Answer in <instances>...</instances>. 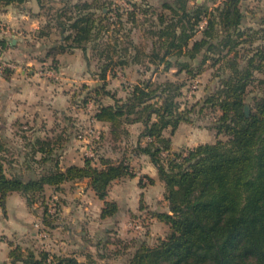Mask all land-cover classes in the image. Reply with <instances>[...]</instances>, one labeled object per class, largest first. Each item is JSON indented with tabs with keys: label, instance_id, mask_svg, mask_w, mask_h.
<instances>
[{
	"label": "trees",
	"instance_id": "16d2710c",
	"mask_svg": "<svg viewBox=\"0 0 264 264\" xmlns=\"http://www.w3.org/2000/svg\"><path fill=\"white\" fill-rule=\"evenodd\" d=\"M26 1L0 0V7ZM37 1L46 21L35 37L58 35L54 42L44 44L41 61L51 58L50 69H55L58 54L81 48L88 63L94 55L100 64L96 75L103 82L95 91L91 88L83 100L87 105L91 100L98 104L94 119L109 124L116 141L129 135V124L140 122L143 127L132 151L125 150L118 161L102 157L100 164H93L89 157L84 165L64 169L55 153L67 136L51 127L30 143L34 156L40 152L38 160L43 162V170L35 176L9 170L12 160L1 155L8 141L0 140L1 209L6 210L12 192L22 193L33 206L48 186L59 190L66 182L88 178L96 195L105 199L101 218L113 217L119 204L107 200L112 184L134 177L130 157L144 154L157 168L169 206V211L152 214L170 229L157 244L142 243L127 264H264V95L254 97L249 116L245 112L248 87L255 80L264 84V48H256L246 64H241L240 50L254 40L249 28L243 27V0H210L214 4L210 9L199 0H162L158 5L129 0L131 7L114 0H60L58 6L52 0ZM139 13L144 15L141 21ZM137 28L148 48L134 34ZM0 44L5 47L7 40L0 39ZM211 60L212 66L224 62L226 73H219L217 87L190 107L182 108L178 100L186 84L180 79H138L125 86V98L107 89L109 73L118 69L138 65L157 74L175 69L174 75H197ZM13 71L6 68L0 75L8 79ZM102 95L113 102L102 103ZM206 110L215 117L211 128L228 138L174 149L171 136L179 125L192 123V113L202 115ZM147 177L149 183H155ZM57 212L43 204V230L56 226ZM9 257L3 264H99L46 249L36 253L21 245H13Z\"/></svg>",
	"mask_w": 264,
	"mask_h": 264
},
{
	"label": "rangeland",
	"instance_id": "374dc122",
	"mask_svg": "<svg viewBox=\"0 0 264 264\" xmlns=\"http://www.w3.org/2000/svg\"><path fill=\"white\" fill-rule=\"evenodd\" d=\"M122 4L124 7H131L129 0H114ZM137 1V0H136ZM140 1V0H138ZM143 1V0H141ZM203 2L207 8H211L214 4L210 0H199ZM144 2H155L154 0H144ZM57 6V5H54ZM242 10L244 12L243 27L249 28V33L252 34L253 42H246L243 48L240 50L243 57L240 59L242 65L246 64L247 57L254 54L256 48H264V0H243ZM144 18L142 13H139L140 21ZM134 34L138 37L139 42H142V46L147 48L150 46L148 41L143 36L141 28H137ZM51 38L48 43L54 42L58 35L51 34ZM107 38V37H105ZM45 40V39H44ZM43 38L35 37L31 35L29 41H27V46L34 54L37 59H43L45 57L46 50H43ZM42 49L38 52L36 49ZM82 52V51H81ZM89 55L92 51L88 50ZM31 54V53H30ZM83 54V53H81ZM234 53L230 54V57ZM8 61L14 62L9 56L2 55ZM84 61V60H83ZM87 61H84V64ZM213 60L209 61L206 69L203 73L193 75L186 72L180 75H174V69L170 71H163L160 73H155L152 71H147L143 67L130 66L124 70L118 69L115 74L113 72L109 73L107 81V89L110 92L116 93L117 97H126L127 88L129 84L135 83L138 79L144 78H155V80H165L167 78L180 79L186 82L183 87V95L179 97V102H181L182 108L186 106H191L192 104L203 100L209 92L214 90L221 78L219 73L225 75L226 68L225 63L220 62L215 66H212ZM88 64V63H87ZM52 65L51 59L47 61V65H42L39 63L38 68L42 69L44 67L45 71L52 72L51 76H44L43 82H52L56 88L62 92L67 93L70 105H66L64 109L59 114L61 121L52 122L51 126L57 130V132L65 134L62 145L56 151V158H59V163L61 167L66 168L68 164L72 163H85V159L91 157L93 164H100L101 158H111L113 161H118L123 156L121 152L127 150L128 153L132 151L133 144L125 143V145L117 143L116 140L112 138L110 134V129L105 127L102 122L94 119L93 115L97 109L98 104H94L93 100L89 101V104H84L83 100L87 96V93L91 88H94L102 84L103 80L96 75L100 72V64L97 58L93 55L91 57V62L88 64V72L74 74V77L69 79L62 78L61 73L55 76L54 69H50ZM137 68H140L139 70ZM49 72V73H50ZM256 72V71H255ZM257 73V72H256ZM261 74H257L256 77H261ZM84 84H89L90 86L84 87ZM195 85L192 95L187 99V94L191 90L192 86ZM56 91L55 87L53 92ZM257 95H264V84H260L258 80H255L248 87L246 104L250 105V110L254 108V97ZM101 102L108 104L113 102L112 98L107 95H102ZM252 106V107H251ZM45 108V106H44ZM194 121L192 123H187L181 129L177 137V148L176 150H181L182 148L194 147L199 143H214L218 138L226 140L228 137L224 134L218 135L216 130L212 127L214 115L210 110H206L204 114L200 115L198 112L192 113ZM32 124L22 123L17 126V133L10 135L8 139V144L5 145V151L1 152V155L5 156L7 159L12 160V164H16L17 167L23 168V172L28 176H35L43 170V162L38 159L41 158V153L39 152L36 157L33 154V148L31 147V142L37 137H43V132L41 127L38 125V129L32 130ZM169 135V131L166 132ZM81 135L83 137H81ZM33 141V142H34ZM187 144H190L188 146ZM132 157V156H131ZM130 157V158H131ZM36 158V159H35ZM52 162H47V164H52ZM130 164L132 161L130 160ZM10 170V169H9ZM143 176V177H142ZM141 179L142 185L149 183V179L146 175H142ZM64 193H67L63 191ZM67 196V194H65ZM54 196L56 198L54 199ZM64 199L58 193H54L47 189L43 194L39 195V199L36 202L38 204L37 211V221L34 226V234L25 238L24 248H31L36 253L39 251L49 248L55 250H60L58 248L59 242L51 235L49 231L43 230L42 217H43V204L48 203L51 205V211L55 212L53 204L55 203V208L58 209L56 214V219L54 223L57 224L63 219L62 210L64 205ZM57 200H59V206L57 205ZM165 202V200H164ZM144 209V204L141 203ZM37 206V205H35ZM167 208V207H166ZM54 210V211H53ZM87 209L81 211L84 217L79 220L77 228H80V223L84 224L85 212ZM153 214L147 211L139 213L138 215H130L127 221L129 222L127 227H120L116 225L110 226V223L106 225L108 230L105 234L100 233L101 227L96 224L89 227L93 237L87 242V249L81 251L80 247L77 249H62V255L75 256L79 260L89 263L91 260H96L99 264H127L130 255L142 244L146 243L148 245L157 244L160 239L166 237L169 232V226L158 219L153 220ZM114 222V221H113ZM138 223L141 227H133V223ZM86 227V226H85ZM108 232V233H107ZM5 235L0 233V237ZM82 247V246H81ZM58 248V249H57ZM51 253L53 251L49 250ZM88 253V255H87Z\"/></svg>",
	"mask_w": 264,
	"mask_h": 264
},
{
	"label": "crops",
	"instance_id": "0c3cea01",
	"mask_svg": "<svg viewBox=\"0 0 264 264\" xmlns=\"http://www.w3.org/2000/svg\"><path fill=\"white\" fill-rule=\"evenodd\" d=\"M154 1L149 3L158 5L162 0ZM51 3L58 6L60 0H52ZM0 20L5 26V29L0 30V39L7 40L5 47L2 48L0 44V53L6 57H11L15 63L14 71L8 79L0 75V140L7 142V138L16 134L17 126L22 123L32 124V127H34L32 130H37L39 125L41 127L40 132L45 135L52 127L51 124L61 121L59 114L66 105H70L67 93H62L52 82H43L45 79L42 75L51 76L53 74L50 71H45L44 67L39 69L38 65L39 63L47 65V61L51 58L41 61L34 57L33 52L27 46L29 37L31 35L35 36L36 31L45 23L46 18L38 1L28 0L20 5L11 4L0 7ZM42 38L44 50V44L48 43L51 37ZM36 50L40 52L42 49ZM56 58L58 66L54 69L55 76L61 73L62 76L60 77L69 79L74 77V74L88 72L89 63L84 64L86 59L81 48L58 54ZM54 87L56 91L53 92ZM103 124L110 129L109 124ZM184 125H186V122H182L171 136L174 149H178L176 141ZM127 127L129 135L119 139L117 143L135 145L143 126L140 122H137L129 124ZM187 145L190 146V144ZM123 154L124 151L121 152V155ZM130 160L136 175L115 180L107 196V200H115L119 204V211L113 217L101 218L105 199H101L96 195L88 178L75 183L66 182L59 190L54 187H47V189L65 198L62 210L63 220L54 228H47L48 233H50L49 239L51 235L54 236L59 242L58 248L61 249L57 251L56 248L51 249L47 246L48 250L62 254V249L71 247L70 249L74 250L80 247L83 251L87 249V242L93 237V235H90L92 232L89 227L91 226L100 225V233L105 234L108 229L104 227L109 223L112 226L116 225L117 222V226L126 228L129 223L127 219L130 215H138L144 211H151V213L154 211H169L168 201L165 198V185L158 179L157 168L152 164L150 158L143 154L133 155ZM72 164L84 165L81 162ZM8 166V164L5 165L6 171ZM12 166L13 168L10 169L12 172H23L22 167L19 168L16 164H12ZM142 175L154 178L155 183L144 182V185L141 186ZM141 203L144 204V209L141 208ZM37 207V203L29 206L26 197L20 192H12L8 195L5 211L0 207V233L5 235L0 237V264L10 260L9 253L13 245H21L24 248L25 238L34 234ZM85 209L87 211L85 212L84 224L80 223V228H77L79 220L84 217L81 211L84 212ZM154 219L157 218L154 216Z\"/></svg>",
	"mask_w": 264,
	"mask_h": 264
},
{
	"label": "built area",
	"instance_id": "2783aa9c",
	"mask_svg": "<svg viewBox=\"0 0 264 264\" xmlns=\"http://www.w3.org/2000/svg\"><path fill=\"white\" fill-rule=\"evenodd\" d=\"M3 29H5V26H4L3 22L0 20V30H3ZM6 68H12V69L15 68V63L6 60L5 58H3L2 54L0 53V74H2L4 69H6ZM195 87H196L195 85L192 86L191 90L187 94V99L191 97L192 92H193ZM81 137H83V136L81 135ZM55 198H56V196H54V199ZM53 205H54L53 208L55 209V207H56L55 203ZM133 227L140 228L141 226L136 222L135 224L133 223Z\"/></svg>",
	"mask_w": 264,
	"mask_h": 264
},
{
	"label": "water",
	"instance_id": "95a60500",
	"mask_svg": "<svg viewBox=\"0 0 264 264\" xmlns=\"http://www.w3.org/2000/svg\"><path fill=\"white\" fill-rule=\"evenodd\" d=\"M250 105L249 104H246L245 105V112H246V114H247V116H249L250 115Z\"/></svg>",
	"mask_w": 264,
	"mask_h": 264
}]
</instances>
